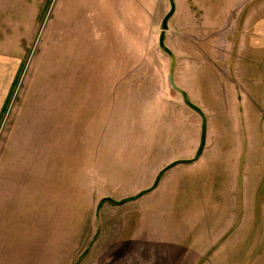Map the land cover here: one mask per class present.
<instances>
[{
  "label": "rangeland",
  "instance_id": "obj_1",
  "mask_svg": "<svg viewBox=\"0 0 264 264\" xmlns=\"http://www.w3.org/2000/svg\"><path fill=\"white\" fill-rule=\"evenodd\" d=\"M175 2L170 56L158 45L169 0H0V264H130L96 243L124 240L138 209L100 224V192L77 178L86 127L109 104L136 112L171 72L204 118L202 146L234 121L251 144L252 125L264 203V0ZM243 244L234 264H264V216Z\"/></svg>",
  "mask_w": 264,
  "mask_h": 264
},
{
  "label": "crops",
  "instance_id": "obj_2",
  "mask_svg": "<svg viewBox=\"0 0 264 264\" xmlns=\"http://www.w3.org/2000/svg\"><path fill=\"white\" fill-rule=\"evenodd\" d=\"M162 85L130 104L136 112L116 113L118 104H109L106 114L93 116L97 124L86 127L92 145L77 178L90 177L92 192H100V224L122 214L127 225L126 209H138V224L129 222L124 240L107 231V240L96 243L124 250L130 264L240 263L244 232L258 231L264 216L252 125L246 129L251 144L241 140L243 129L234 121L222 127L218 143L199 152L202 114Z\"/></svg>",
  "mask_w": 264,
  "mask_h": 264
},
{
  "label": "water",
  "instance_id": "obj_3",
  "mask_svg": "<svg viewBox=\"0 0 264 264\" xmlns=\"http://www.w3.org/2000/svg\"><path fill=\"white\" fill-rule=\"evenodd\" d=\"M170 3V9L168 10V12L165 14V16L163 17L162 21H161V25H160V31H159V37H158V45L161 49L165 50L170 56L172 55L171 50L168 48V46L165 44V36L166 33L169 30V21L171 19V17L175 14L176 12V2L175 0H169ZM169 83L171 85V87L178 91L179 93H181L183 99L189 103L191 106L197 108V106L195 104H193L187 97L186 93L176 84L174 78H173V73L171 72L169 74Z\"/></svg>",
  "mask_w": 264,
  "mask_h": 264
},
{
  "label": "trees",
  "instance_id": "obj_4",
  "mask_svg": "<svg viewBox=\"0 0 264 264\" xmlns=\"http://www.w3.org/2000/svg\"><path fill=\"white\" fill-rule=\"evenodd\" d=\"M196 110H198L197 108H195ZM203 129H204V124H203ZM202 137H203V135H202ZM203 144H202V142H201V147H200V149H199V152L201 151V149H202V146ZM104 201V200H103Z\"/></svg>",
  "mask_w": 264,
  "mask_h": 264
}]
</instances>
